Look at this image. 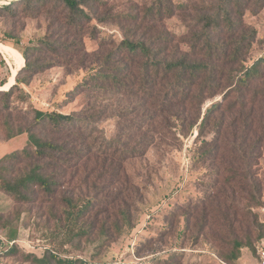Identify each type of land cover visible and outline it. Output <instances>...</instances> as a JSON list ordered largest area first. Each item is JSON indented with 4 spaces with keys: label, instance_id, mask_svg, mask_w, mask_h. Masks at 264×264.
Returning a JSON list of instances; mask_svg holds the SVG:
<instances>
[{
    "label": "trees",
    "instance_id": "1",
    "mask_svg": "<svg viewBox=\"0 0 264 264\" xmlns=\"http://www.w3.org/2000/svg\"><path fill=\"white\" fill-rule=\"evenodd\" d=\"M108 1L12 0L0 6L1 14L44 13L49 19L39 43L23 51L24 65L13 84L0 89V130L5 139L21 133L28 137L23 147L0 156V192L20 206L15 209L16 220L23 212L30 213L41 229L50 236L62 235L67 242L89 235L102 244L113 241L133 226V205L141 198L124 162L140 155L152 141L132 145L125 131L108 138L99 135L97 125L108 111V104L98 103L99 99L139 97L143 120L131 124L142 130L144 121L150 122L142 130L146 137L153 130L187 136L196 129L197 137L207 129L213 131L211 140L202 139L198 156L209 162L216 177L225 173L223 183L246 179L264 145V53L248 62L256 30L242 18V9L250 0H220L217 9L203 11L183 0H151L143 15L112 14V6L107 15H99L98 9ZM263 2L254 0L253 5L260 7ZM176 9L196 12L185 49L162 24L166 13L172 15ZM94 18L100 22L123 19L133 25L121 27L123 38L118 42L102 38L98 48L89 51L83 38L89 32L96 37L87 26ZM56 65L68 73L87 71L68 92L71 98L83 92L88 97L78 110L44 111L14 103V95L21 94L19 84H28L34 74ZM207 100L211 101L202 110ZM128 110L135 109L127 106L118 113ZM223 141L232 144L226 153L228 163L219 166ZM237 186L245 191L241 184ZM249 192L248 199L257 204V185ZM2 218L0 213V223ZM220 231L234 235L227 242L226 236H220L229 247L220 252L221 258L234 262L247 244L231 228ZM21 255L30 264H93L80 257L61 256L50 247L41 256ZM175 256L153 261L180 264Z\"/></svg>",
    "mask_w": 264,
    "mask_h": 264
},
{
    "label": "rangeland",
    "instance_id": "2",
    "mask_svg": "<svg viewBox=\"0 0 264 264\" xmlns=\"http://www.w3.org/2000/svg\"><path fill=\"white\" fill-rule=\"evenodd\" d=\"M150 1L109 0L97 12L101 16L107 15L106 11L109 12L112 6V14L131 12L143 15V9ZM183 1L202 11L206 8L217 9L220 2ZM246 2L247 5H243L245 7L242 9L243 21L256 30V37L248 53L250 63L264 53V2L260 7H254V0ZM180 12L176 9L172 15L166 13L162 24L175 36L181 49H185L189 29L195 26L191 18L196 12ZM147 21L149 24L153 22L152 19ZM48 22L44 13L34 16L19 14L15 17L0 13V83L7 82L16 71L13 74L14 82L15 74L24 65L23 51L39 43L47 32ZM123 25L133 23L123 19L102 22L92 19L87 26L93 28L96 37H91L90 32L85 34L83 42L86 49L96 50L102 38L118 42L123 38ZM86 72L85 69H76L68 73L64 66L50 67L34 74L28 84H19L21 94H15L13 101L23 108L33 106L44 111L68 113L78 110L88 97L83 92L71 98L68 92ZM219 98L216 96L214 99ZM100 101L108 104V111L97 125L99 135L108 138L118 131H125L132 145L135 143L141 146L143 142L152 141L140 155L124 162V170L139 187L141 195L140 200L133 205V226L124 229L113 241L107 240L103 244L90 235L67 242L62 235L50 236L41 229L37 219L30 213L23 212L16 220L15 209L20 206L0 192V213L3 216L0 234L5 238L2 251L5 264H30L21 254L34 253L41 256L47 247L53 248L61 256L80 257L93 264H156L153 261L155 258L165 259L172 253H177L174 261L180 264H253V244L264 234V225L259 221L260 208L264 206V145L259 148L260 155L256 157V164L246 179L233 181L232 184L223 183L225 173L216 177L209 162L198 156L202 139L211 140L214 137L213 131L207 129L202 136L197 137L196 129L187 136L169 130L164 133L153 130L150 131L151 137H146L142 130L148 129L150 122L144 121L142 130L134 129L131 124L143 120L144 107L139 97L97 100L98 103ZM210 101L205 102L202 110ZM127 106L135 110L125 111L123 115L118 113ZM160 119L158 117L156 120ZM13 139L12 143L5 144L4 131L0 130V154L28 143V137ZM231 144L221 142L222 153L217 159L219 166L228 163L226 153L230 151ZM238 184L245 191H241ZM254 185L260 191L257 204L248 199ZM235 209L237 214L233 213ZM228 228L247 244L240 249V256L234 262L224 261L220 256L222 250L229 249L226 243L220 241V236H226V242L234 236L229 232L226 235L221 233L220 230Z\"/></svg>",
    "mask_w": 264,
    "mask_h": 264
},
{
    "label": "built area",
    "instance_id": "3",
    "mask_svg": "<svg viewBox=\"0 0 264 264\" xmlns=\"http://www.w3.org/2000/svg\"><path fill=\"white\" fill-rule=\"evenodd\" d=\"M260 221L264 224V206L260 208ZM254 257L253 264H264V237L255 243Z\"/></svg>",
    "mask_w": 264,
    "mask_h": 264
},
{
    "label": "crops",
    "instance_id": "4",
    "mask_svg": "<svg viewBox=\"0 0 264 264\" xmlns=\"http://www.w3.org/2000/svg\"><path fill=\"white\" fill-rule=\"evenodd\" d=\"M21 136H22L23 138H24V137H27V135H26L25 133H21V134H19V135L14 136L13 138L16 139L17 137H21ZM13 138H9V139H7L6 142H5V144L8 145V144L12 143L13 140H14ZM5 144H4V145H5ZM16 149H19V148H16ZM14 150H15V149H14ZM12 151H13V150H12ZM8 152H10V151H7V152H4V153H1L0 156H2V155L5 154V153H8ZM4 240H5V238H3L2 235L0 234V264H5V260H6L5 257L3 256V252H2L3 249H4Z\"/></svg>",
    "mask_w": 264,
    "mask_h": 264
},
{
    "label": "bare ground",
    "instance_id": "5",
    "mask_svg": "<svg viewBox=\"0 0 264 264\" xmlns=\"http://www.w3.org/2000/svg\"><path fill=\"white\" fill-rule=\"evenodd\" d=\"M14 73H12V76L9 78L7 82H5L3 85L0 86V89H8L13 84V74Z\"/></svg>",
    "mask_w": 264,
    "mask_h": 264
},
{
    "label": "water",
    "instance_id": "6",
    "mask_svg": "<svg viewBox=\"0 0 264 264\" xmlns=\"http://www.w3.org/2000/svg\"><path fill=\"white\" fill-rule=\"evenodd\" d=\"M12 0H0V4H5V3H9Z\"/></svg>",
    "mask_w": 264,
    "mask_h": 264
}]
</instances>
